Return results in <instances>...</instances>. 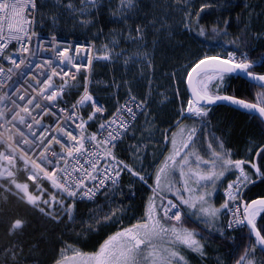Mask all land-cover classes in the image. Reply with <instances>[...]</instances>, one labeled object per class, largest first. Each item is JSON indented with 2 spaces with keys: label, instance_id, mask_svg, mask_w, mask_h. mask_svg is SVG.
Here are the masks:
<instances>
[{
  "label": "snow or ice",
  "instance_id": "snow-or-ice-1",
  "mask_svg": "<svg viewBox=\"0 0 264 264\" xmlns=\"http://www.w3.org/2000/svg\"><path fill=\"white\" fill-rule=\"evenodd\" d=\"M173 3L181 7L183 12L181 26L185 31L209 40L229 35L228 29L231 27V22L228 19L220 18L207 25L202 22L207 21L208 17L213 16L218 10H226L229 0H223V2L222 0H200V3L196 5H193L191 0H173ZM45 7L47 4L43 2L38 6L37 0H0V61H6L17 69L21 65L31 68L32 65L25 64V54L35 55L31 53V45L33 37H36L38 47L55 52L60 64L70 65L67 69L60 68L57 71L55 67H51L52 60H45L43 64H37L36 67L44 68L45 65L51 67V75H46L43 80L34 76L33 79L39 85L38 88H33L32 92L27 89L22 92V86H18L12 90L16 99H12L7 92L0 96V103L8 100L11 105L5 104L7 112L0 109V121L4 122L0 124V128H4V132L0 133V145L4 148V151H0V199H6L3 195L5 193L7 196H15L59 224L64 219H75L71 209L78 195L80 199L89 200L98 193L107 195L111 187L120 184L122 172H127L136 180L148 184V176L151 174H142L143 169L135 170L125 164L117 158L115 151L127 137L136 136L135 129L140 116L147 121L145 127L152 124L154 119L150 115L148 97L138 99L131 94V87L128 88L127 100L123 104L117 102L115 112L105 116L106 108L88 90L87 74L83 76V92L79 98L70 107H60L61 104H67L64 100L65 87L55 86L53 77L59 76L61 79L70 77L75 81L76 74L80 73L81 68L87 73V70L92 67L93 59L111 61L113 53L116 60H123L125 67L128 66L129 60L125 58L127 53L124 50L115 52V49L120 47L119 40H110L108 44L103 45V55L92 57L91 43L73 48L66 46L55 33L47 37L38 36L31 30L32 21L36 20L37 16L44 19L40 15V10ZM52 7L62 10L61 15L50 17L53 26L67 16L80 28H96L100 24L98 15L105 7V3L104 0H79L78 4L74 5L73 0H52ZM137 7L138 0H117L115 8L110 11L111 22L126 23ZM192 8L195 10H191ZM149 28L153 30V35L170 31L166 18L153 17L147 24L137 23L134 29L127 30L126 37L123 34L119 35L126 42L130 41L143 49L148 44L147 30ZM102 32L103 28H101ZM248 32V25L245 24L241 34L229 41L230 48L223 55L202 52L185 69L183 82L190 89V98L177 113L180 117L176 121L177 128L181 127L184 119L192 117L199 118L207 125L211 106L225 102L248 110L250 113H256L264 119V92L257 95L256 103L248 102L235 95L221 94V91L227 90V81L231 79L244 80L251 87L264 89V73L256 71L257 68H264V53L249 54L252 44L249 42ZM110 34L118 35L114 31ZM254 38H261V34H257ZM12 41L18 42L19 48L9 54L6 50ZM217 42L223 43V40L218 39ZM69 51L76 55L84 53L83 62L74 61L69 56ZM18 56L19 60L16 59ZM132 64H144L149 69L152 67L147 52L132 58ZM12 71V67L0 66V75H5L8 80L12 79L10 75ZM64 84H67V81H64ZM125 85L127 86V81ZM209 85L212 87L210 88ZM0 87H6V85L0 84ZM36 94L46 101L43 106L37 100ZM85 107L91 109L86 119L78 114L79 110ZM37 109L39 112L34 116L33 111ZM45 115L52 117L50 125H41V119ZM90 123L96 125L98 132L88 133ZM34 124L37 128L35 131H30L31 139L25 138V133L20 130L19 125H25L32 130ZM71 127H75L78 131L74 133L70 130ZM13 128L16 129L20 139H15L16 134L11 131ZM56 129L59 131L57 132ZM165 135L175 149V139L167 133ZM186 136V140L181 145V149L186 151L182 153L180 149H175L172 155L166 158L164 166L154 174L156 188L152 189L153 192L158 193L165 189L171 192L173 185L167 182L168 170L179 169L183 183L181 188L173 192L177 202L166 197H158L160 204L157 211V206L150 198L147 219L143 223L134 225L133 228L117 232L104 240L99 245L98 251L92 254V264H188L180 251L171 250L177 246H183L192 253L204 257L206 245L202 241L206 240L207 236L195 229L185 227L189 221L197 223L198 226L203 224L209 232L215 229L221 237H224L226 232L240 231L241 240L247 243L240 245L243 254L237 258L236 264H264V261L256 259L257 249L264 255V224L257 226L258 217L264 220V197L253 200L244 197V190L249 185L257 182L264 183V148H258L248 160L232 159L231 153L224 150L223 142L213 137L221 151L213 150L212 144L209 143L208 148L211 150L212 159L205 160L193 151L198 143L196 129L189 130ZM53 144L59 147V152ZM25 145L28 147H23ZM144 147L142 144L131 146L133 153L137 155ZM257 158L262 163H258ZM81 160L84 161L83 164ZM70 161L73 163L70 164ZM18 163L19 168H17ZM193 163L197 169L195 171L192 169ZM85 164L88 168H85ZM201 165L207 166V170H200ZM18 172L23 173V181H20ZM227 172H233L235 178L231 182H226V200L220 208L211 207L212 192L201 191L195 200L184 197V193L190 191L187 186L189 180L197 183L207 182L201 185L202 188H214L217 181L223 179ZM58 173L60 179L57 178ZM162 176L165 180L163 187ZM61 180L63 182H60ZM86 180L91 181V186L85 183ZM45 182L50 184L53 190L51 193L43 186ZM30 185L36 194L30 191ZM149 187L152 186L149 185ZM58 196L61 199H57ZM66 198L72 199L65 203ZM56 209L60 211H56L53 215ZM186 209L192 211L188 212ZM61 211L65 212L64 216L60 215ZM114 215L115 212L110 211L103 219L110 220ZM221 216L226 219L221 221ZM25 223L21 219L13 220L9 233L22 232ZM117 237L123 238V243L118 247L113 244ZM164 243L170 247H162ZM235 246L236 244L233 243V247ZM4 253L15 258L17 248L15 245L6 246ZM55 264H64V259H57Z\"/></svg>",
  "mask_w": 264,
  "mask_h": 264
},
{
  "label": "trees",
  "instance_id": "trees-1",
  "mask_svg": "<svg viewBox=\"0 0 264 264\" xmlns=\"http://www.w3.org/2000/svg\"><path fill=\"white\" fill-rule=\"evenodd\" d=\"M42 2L47 4V7L40 10L44 18L48 19L52 15L62 14L61 9L52 7V0H40L39 5ZM78 2L79 0H73L74 5ZM116 2L117 0H104L105 7L98 15L100 24L96 28H80L74 21L64 16L58 23L59 30L63 38L77 41V43L89 42L101 48L110 40H119L120 47L115 49V52L127 50V54L131 57L143 55L144 52L149 54L151 69L144 64L133 65L132 60L129 61L127 67L122 60H117L113 65L96 64L93 78L97 85L92 89V92L101 98L109 115L115 112L118 106L117 102L122 103L127 99L129 87H131V94L138 99L148 97L150 115L154 122L145 127L147 121L141 116L135 129L136 136L126 138L119 146L118 155L135 170L143 169L142 174H150L162 152L163 133L180 118L177 113L188 100L183 82L184 68L188 67L206 49L212 52L222 49L229 50V41L241 34V29L245 24L248 25L249 42L252 44L251 55L264 53V0H229L226 10H218L213 16L208 17L207 21H202L206 25L220 18L228 19L231 22L227 37H214L210 40L195 36L183 29L181 26L183 12L178 4L173 3V0H138L137 9L124 24L111 22L110 11L115 8ZM191 3L199 4L200 0H191ZM191 10L194 11L195 8ZM153 17L166 18L170 31L153 35V30L149 28L147 30L148 44L143 49L121 39L119 34L126 37L127 30L134 29L137 23L147 24L148 20ZM101 28H103L102 33ZM113 31L118 35H111L110 33ZM257 34H261V38H254ZM218 39H222L223 43H218ZM245 50L247 51V49ZM256 71L264 73V68H257ZM173 74L175 75L173 76ZM125 81H127V86ZM116 92L117 97L115 98ZM261 92L264 90L251 87L244 80L231 79L227 81V90L221 91V94L235 95L248 102L256 103V97ZM198 124H200L199 120L195 121V117H192L184 119L179 128L188 132L195 129ZM212 125L216 134L208 136L209 127L212 128ZM202 130L207 138V143L213 141V137L219 138V141L223 142L224 150L231 153L232 159H244L249 151L256 152L258 148H264V124L258 119L250 120L249 115L237 110L222 106L211 108L207 125L202 127ZM213 142L214 149L221 151L217 146V141ZM134 144L145 146L138 155L134 154L131 148ZM208 150L207 148L206 151ZM204 152L203 147L201 150L195 148V154L199 156L206 155ZM210 159L212 158L209 157L207 160ZM257 162L262 163L258 158ZM160 166L161 161L149 179V184L154 188V174ZM204 168L207 169V166ZM173 174L174 172L170 173V175ZM233 177V172H227V179L218 184L219 192L226 188V182ZM30 191L34 193L32 186H30ZM152 193L146 186H141L133 178L124 177L122 186L117 193L108 192L106 199L102 196L93 203H76L72 212L75 219H64L59 224L35 208L21 202L15 196H7L5 193L3 195L6 199H0V264H55V261L62 258L69 246L94 250L108 237L119 230H124L121 223L117 227L113 224L114 221L107 225L92 227L94 221L91 216L96 214L94 212L96 207L103 203L102 206L108 208L109 201L107 200L112 199L118 209H126L127 216L125 218H134L143 211L149 197L153 195ZM244 197L248 200L264 197V183L257 182L254 185H249L244 190ZM215 202L218 206V199ZM57 210L53 213H56ZM15 219H21L26 223L22 232L10 234L9 228ZM87 221L92 224L89 225V228L85 227ZM262 224H264V220L260 218L257 221V226ZM185 227L195 229L207 236V239L202 241L206 245V256L204 257L188 251H185L187 253L184 254L183 246L177 249L185 257L187 254L189 255V263L236 264L237 258L243 254L240 245L247 243V241L241 240V232L238 234L237 240L232 242L221 237L215 229H211L209 232L201 224L198 226L197 223L189 221ZM233 243L236 244L235 247H233ZM13 245L17 248L15 258L4 253L6 246L12 247ZM256 259L264 261V255L258 249Z\"/></svg>",
  "mask_w": 264,
  "mask_h": 264
},
{
  "label": "built area",
  "instance_id": "built-area-1",
  "mask_svg": "<svg viewBox=\"0 0 264 264\" xmlns=\"http://www.w3.org/2000/svg\"><path fill=\"white\" fill-rule=\"evenodd\" d=\"M40 26H42V20L40 19L39 16H37L36 20L32 21L31 30L35 31L38 36L47 37V36H51L53 33H55L57 38L59 40L63 41L66 46H71L73 48L79 46V45H77V42L62 39L60 37L59 33L56 31V28H53L52 30L41 31V30H39ZM25 27H27V25H25ZM18 48H19L18 42L12 41L11 43H9V46H8V49L6 50V52L10 54L11 52L17 50ZM31 53H34L35 55L25 54V64L26 65L27 64L32 65L31 68L26 67L25 65H21L20 68L17 69V68H15L14 65H11L10 63H8L6 61H0V66L6 67V68L12 67V69H13L12 73L10 74L12 77L11 80L6 79L5 75H0V84L6 85V87H0V96H3L7 92L8 95L12 96V99H16L17 97H16V95H13L12 90L17 88L18 86H22L21 87L22 92L24 91V89H27L29 92H32L33 88L39 87V85H37L35 83V80L33 79L34 76L37 79L43 80L46 75H51V67H55L57 69V71H59L60 68L67 69L70 67V65L67 63L66 64H60L57 57H56L55 52L45 51L43 48L38 47L37 42H36V37H33V44L31 45ZM101 53L104 54V52H101ZM68 54H69V56L72 57V59L74 61L81 62V63L83 62L82 57L84 56V53H81L80 55H76L72 51H69ZM96 55H98V51L91 49V56L95 57ZM16 59L19 60L20 57L18 56V57H16ZM49 59L53 61V64L51 67H48L47 65H45L44 68L36 67L37 64H43L45 60H49ZM97 61H100V60L93 59L92 67L87 70V73H85V69L81 68L80 73L76 74V80L75 81L71 80L70 77H63V79H61V77L56 76V77L52 78L53 84L55 86L60 87L61 85H63L65 87L66 95L64 96V100L67 102V104L66 105L61 104L60 107H66V106L70 107L71 104L79 98V95L82 94V92H83V84H84L83 76L85 74H87V76H88V81H89L88 90L91 93V89L93 87L92 75H93V70H94V63ZM70 75H71V73H70ZM64 81H67V84H64ZM29 85H31V87H29ZM33 94H35V93H33ZM36 95H37V100H39L41 102V105L43 106L46 103V101H43L38 94H36ZM93 96L100 103H102L98 96H95V95H93ZM17 102L23 103L21 101H17ZM5 104H8L9 106H11L10 102L8 100H5L3 103H0V109H3L5 112H7V109L5 108ZM104 107H105V105H104ZM87 109H88V112L91 111L90 108L85 107V108H81L79 110L78 114L86 119V116H87L86 110ZM38 112H39V109L34 110L33 115L34 116L37 115ZM106 114H107V110L104 113V115L106 116ZM21 115H24V113H21ZM37 118H39V117H37ZM3 123H4L3 121H0V124H3ZM51 123H52V117H50L49 115H45L41 119V125H50ZM91 125H92V123H90V125L88 126V130H91L93 132H98L97 128H92ZM5 127H8V126L5 125ZM19 128L21 131H23L25 133V138L31 139V136L29 135V133H30V131H35L37 126L34 124L32 130H29L25 125H19ZM70 130H72L74 133H76L78 131L75 127H71ZM11 131H12V133L16 134L15 139H20L15 128H13ZM56 131L58 132L59 129H56ZM3 132H4V128H0V133H3ZM6 134L7 133H5V135ZM37 135H39V132H37ZM98 135H99V133H98ZM23 147L27 148L28 146L25 145ZM53 147L56 149L57 152H59L60 149L58 146L53 144ZM0 151H4V148L2 145H0ZM116 151H115V155H116ZM85 159H87V157H85ZM69 163L72 164L73 162L70 161ZM81 163L83 164L84 161L81 160ZM101 163H103V161H101ZM84 166H85V168H88L87 164H85ZM19 167H20V164L18 163L17 168H19ZM124 173L125 172L121 173L120 184H121V178L124 175ZM18 176L20 177V179H23V173L18 172ZM57 178L60 179L59 173L57 174ZM60 182H63V181L61 180ZM88 182L91 186V181L88 180ZM120 184L117 186L111 187L109 189V191H115L120 186ZM50 188H51V186H50ZM99 195L100 194L98 193L96 196H99ZM225 195H226V192H225ZM93 200H95V199L92 198L91 200H89V199L78 200L77 198H75V201H93Z\"/></svg>",
  "mask_w": 264,
  "mask_h": 264
},
{
  "label": "rangeland",
  "instance_id": "rangeland-1",
  "mask_svg": "<svg viewBox=\"0 0 264 264\" xmlns=\"http://www.w3.org/2000/svg\"><path fill=\"white\" fill-rule=\"evenodd\" d=\"M128 42H130V41H128ZM136 47H139L138 45L136 46ZM205 52H208V50L206 49L205 50ZM212 52V51H211ZM223 53H224V51H220V50H216L215 52H214V54H217V55H223ZM126 57H128V56H126ZM125 57V58H126ZM126 59H128V60H131V57L129 56L128 58H126ZM187 68V67H186ZM186 68H184V70L186 69ZM185 90H186V93H187V88H186V85H185ZM187 95H188V93H187ZM145 120V119H144ZM143 123V122H142ZM178 130H184L183 128H179ZM181 132V131H180ZM184 132V131H183ZM165 135V134H164ZM132 138H134V137H132ZM215 150V149H214ZM194 153H195V151H194ZM190 159H192V157L190 156ZM202 166H205V165H201V168H203ZM192 169L195 171V170H197L196 169V167H195V163H193L192 164ZM200 170H202V169H200ZM203 171V170H202ZM132 178V177H131ZM134 178V177H133ZM235 178V175H234V177L232 178V179H230V180H233ZM134 180H136L135 178H134ZM138 183H140V185L141 186H146V184H143L142 182H140V181H138V180H136ZM174 181H177V178L176 179H174ZM177 182H179V185H181L182 183H183V181H182V179H180V178H178V181ZM191 183H193V184H191ZM204 183H207V182H199V183H197V182H195L194 180H189L188 181V185L187 186H190V185H192L193 187H195V196L194 195H191L190 197L191 198H193L194 200H195V198L199 195V192H200V187H201V185L202 184H204ZM190 184V185H189ZM147 185H149V181H148V184ZM195 185V186H194ZM182 186V185H181ZM201 189H202V187H201ZM208 190V188H204V190ZM108 195H104L103 196V198L104 199H106V197H107ZM57 199H61V197H57ZM103 199V200H104ZM212 200H215V197H213V199ZM105 201V200H104ZM107 201H109V203H108V208H106L105 206H102L103 205V203L101 204V205H99L98 207H96V210H94V212H96V214L94 213L92 216H91V219L94 221L93 222V226L92 227H96V226H100V225H107V224H109L110 222H112V221H114V223L113 224H115V225H117V227H118V224L119 223H121V225L123 226V229L125 230V229H128V228H133V226L134 225H137V224H140V223H143L146 219H147V210H146V212H145V208L143 209V211L138 215L137 214V216H135L134 218H125L126 216H127V213H126V209L124 210V209H118V207L116 206V204L112 201V199L111 200H107ZM68 201L65 199V203H67ZM198 202V201H197ZM75 206V205H74ZM198 206H199V204H198ZM211 207H215V204L214 203H211ZM74 208V207H73ZM73 208L71 209V213L73 212ZM217 208V207H216ZM57 211H60L59 209L57 210ZM115 212V215L110 219V220H107V221H105L103 218H104V216L107 214V213H109V212ZM63 214V213H65V212H63V211H61L60 212V214ZM53 215H55V214H53ZM99 218V219H98ZM125 218V219H124ZM118 219H121V221H118ZM118 221V222H117ZM88 222V221H87ZM85 222V227L86 228H89V225L91 224V222ZM92 225V224H91ZM201 225H203V224H201ZM124 230H122V231H124ZM115 235V234H114ZM114 235H112V236H114ZM119 238V240L120 241H122L123 242V238H121V237H118ZM162 247H164V248H169L170 246L167 244V243H164L163 245H162ZM178 248H176V251H179V250H177V249H179V247L180 246H177ZM175 248V247H174ZM174 248H171V250H175ZM81 249L79 248V247H77V246H69V247H67V250L64 252V254H63V256H62V258L61 259H65L66 257H68V256H71V255H74V254H76L77 252H79ZM189 253L191 252V251H188ZM187 252H185L184 251V254H186ZM192 253V252H191ZM186 256H188V254L186 255ZM186 260H187V262L189 261L188 260V257L187 258H185ZM188 264H194V263H189L188 262Z\"/></svg>",
  "mask_w": 264,
  "mask_h": 264
},
{
  "label": "flooded vegetation",
  "instance_id": "flooded-vegetation-1",
  "mask_svg": "<svg viewBox=\"0 0 264 264\" xmlns=\"http://www.w3.org/2000/svg\"><path fill=\"white\" fill-rule=\"evenodd\" d=\"M224 108H230V107H224ZM233 109V108H230ZM235 110V109H233ZM249 119L254 121L255 119H258L254 116H250L249 115ZM199 120L200 124H198V126L195 127L196 129V136L198 138V143L195 145V148L197 147L199 150H201V147H203L205 149V154L206 155H200L201 157H203V159L207 160V157H210V153H208L207 150V146L209 143L212 144V147H214V140L213 141H209L208 143L207 138L205 137V134H203V130L202 127L205 126V124H203L201 122V120L199 118L195 117V121ZM260 120V119H258ZM260 122H262L260 120ZM263 123V122H262ZM210 130H208V136H214L216 134L215 130H214V126L212 125V128L209 127ZM209 138V137H208ZM254 153V151H249L247 153V155L245 156V160H248L250 158H252V154ZM203 154V153H202ZM118 232H122L121 230H119ZM116 234V233H115ZM123 242L119 240V238L117 237L116 241H113V244L116 245L117 247L122 244ZM99 248V247H98ZM98 248L94 249V250H85V249H81L79 252H77L74 255L68 256L64 259V264H92L91 261V256L93 253L98 251Z\"/></svg>",
  "mask_w": 264,
  "mask_h": 264
},
{
  "label": "crops",
  "instance_id": "crops-1",
  "mask_svg": "<svg viewBox=\"0 0 264 264\" xmlns=\"http://www.w3.org/2000/svg\"><path fill=\"white\" fill-rule=\"evenodd\" d=\"M186 134H187L186 132H175V133L171 134V137L174 138L175 141H176L175 149H180L182 153H183V151H186L185 149H181V145L184 143V141L187 138ZM164 146H163V152H165V157H164V160L162 162V166H164L166 158L168 156L172 155L173 151L175 150L173 148V145L170 142H168L167 140L165 141ZM165 148H166V150H165ZM177 160H179V157H177ZM172 172H175L176 173L177 181H178V178L181 179L178 168L177 169H169L168 170V175H167V182L173 185V189H172L171 192L167 191L166 189L165 190H162V191H159V192H161L162 194L167 193L170 196L174 197L173 196V192L177 188H180V187H179V182L174 181L173 180V176L170 175V173H172ZM226 179H227V173L225 174V177L223 179H221V180H226ZM164 183H165V180H164V177L162 176V179H161V185H162V187H163ZM191 184H193V183H191ZM155 188H156V183H155ZM188 188L190 189V191L184 193V197L186 199L191 198L190 197L191 195H194L195 196V187H193L192 185H190V186H188ZM150 190L153 192L152 187L150 188ZM152 194H153V196H152V203L154 205H156L155 202H154L155 201V194L156 193H152ZM191 199H193V198H191ZM215 199H218V206H217V204H216V206L218 208H220V206L223 204L222 198L221 197H217ZM211 203H214V200L210 201V205H211ZM198 204L199 203L197 202V206H198ZM214 208H216V207H214ZM186 210L188 212H191L192 211L191 209H186ZM220 219H221V221H223V218L222 217H220ZM202 226H204V225H202Z\"/></svg>",
  "mask_w": 264,
  "mask_h": 264
},
{
  "label": "bare ground",
  "instance_id": "bare-ground-1",
  "mask_svg": "<svg viewBox=\"0 0 264 264\" xmlns=\"http://www.w3.org/2000/svg\"><path fill=\"white\" fill-rule=\"evenodd\" d=\"M83 44H87V43H77V45H83ZM95 85H97L96 83H95ZM259 89H262V88H259ZM264 90V89H263ZM116 96L115 97H117V94H115ZM128 98V97H127ZM127 100V99H126ZM125 100V101H126ZM124 101V102H125ZM124 102H122V103H119V104H123ZM231 108V107H230ZM106 110H107V108H106ZM247 115H249V114H247ZM106 116H110L109 115V113H108V110H107V114H106ZM250 116H253V115H250ZM255 117V116H254ZM257 118V117H256ZM259 119V118H258ZM264 124V123H263ZM91 127L92 128H96V125L94 124V123H92V125H91ZM93 131H91V130H88V133L90 134V133H92ZM120 160H121V158H119ZM85 183L88 185V186H90V184H89V182H88V180H86L85 181ZM31 186V185H30ZM43 186L47 189V191L49 192V193H51L53 190L50 188V185L47 183V182H45L44 184H43ZM109 192H115V191H109ZM34 194V193H33ZM78 200H81L80 199V197H79V195L76 197ZM95 200H93V201H85V202H87V203H93V202H95V201H97L98 199H99V196H95V197H93ZM72 198H66V200L68 201V200H71ZM80 202H83V201H75V204L76 203H80ZM74 204V205H75ZM53 214H56V213H53ZM259 218V217H258ZM258 218H257V220H258ZM240 233V231H233V232H226V234H225V236H224V238H226L227 240H229V241H232V242H235L236 240H237V237H238V234ZM259 250V249H258Z\"/></svg>",
  "mask_w": 264,
  "mask_h": 264
},
{
  "label": "water",
  "instance_id": "water-1",
  "mask_svg": "<svg viewBox=\"0 0 264 264\" xmlns=\"http://www.w3.org/2000/svg\"><path fill=\"white\" fill-rule=\"evenodd\" d=\"M194 75H195V74H194ZM258 88H259V87H258ZM187 90H188V93H189V96H190V89H189L188 87H187ZM218 106H227V107H231V108H233V109H235V110H238V111H240V112H243V113H245V114L253 115V116L259 118V119L264 123V119L260 118V117L258 116V114H256V113H250L248 110L240 109V108H238V107L235 106V105L228 104L227 102H225V103H218L217 105H214V106H211V107H218Z\"/></svg>",
  "mask_w": 264,
  "mask_h": 264
}]
</instances>
